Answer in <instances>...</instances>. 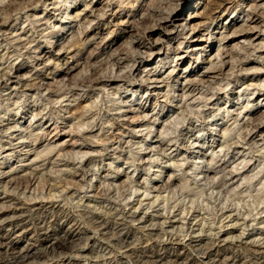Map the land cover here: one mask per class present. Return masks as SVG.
<instances>
[{"label":"rangeland","instance_id":"rangeland-1","mask_svg":"<svg viewBox=\"0 0 264 264\" xmlns=\"http://www.w3.org/2000/svg\"><path fill=\"white\" fill-rule=\"evenodd\" d=\"M222 2L0 0V201L87 237L48 259L69 224L28 226L0 264H264V0Z\"/></svg>","mask_w":264,"mask_h":264},{"label":"bare ground","instance_id":"bare-ground-1","mask_svg":"<svg viewBox=\"0 0 264 264\" xmlns=\"http://www.w3.org/2000/svg\"><path fill=\"white\" fill-rule=\"evenodd\" d=\"M177 1V0H176ZM223 0H220V2H222ZM157 2V1H156ZM165 2V1H164ZM172 2V1H171ZM17 3V2H16ZM11 4H13L12 2H11ZM15 4V3H14ZM161 4V3H160ZM19 5V4H18ZM17 5V6H18ZM175 5H177V7H178V5H179V3H177L176 2V4ZM12 6V5H11ZM157 6V5H156ZM215 6H216V8L215 9H213V10H211L212 12L207 16V19H208V17H209V19L208 20H211V22H212V20H215L216 19V11L215 10H218V9H221L223 6H224V2H222V3H215ZM14 7V6H13ZM13 7H11V8H13ZM168 7V6H167ZM153 7H150L149 9H148V12H149V14L151 13V12H153L154 10V8L152 9ZM16 9V8H15ZM156 9V8H155ZM12 10V9H11ZM171 10V9H170ZM156 11V10H155ZM10 12V11H9ZM159 13V12H158ZM169 14V13H168ZM152 15V14H151ZM159 15H162V14H159ZM157 16V15H156ZM155 16V17H156ZM166 16V15H165ZM149 17H150V15H149ZM153 17V16H152ZM151 17V18H152ZM178 17H180V16H173V11H172V13H170V15L169 16H167L166 18H164V16H163V18L161 19V18H159V19H161L160 21H159V26H161L159 29H161V28H166L165 26H167V24L168 23H170V24H174L175 23V21H176V19L178 18ZM257 17V15H255L253 18H252V20L253 21H255L254 19ZM147 18V17H146ZM157 18V17H156ZM251 18V17H250ZM157 20V19H156ZM157 21V22H158ZM209 22V21H208ZM155 23V22H154ZM156 24V23H155ZM156 26V25H155ZM153 28V27H152ZM157 28H158V25H157ZM154 29V28H153ZM262 34V33H261ZM263 36V35H262ZM229 37V36H228ZM227 37V38H228ZM225 38V37H224ZM261 39V38H260ZM146 42V41H145ZM146 44V43H145ZM148 45H150V43L149 44H147V46ZM140 48V47H139ZM148 48H149V46H148ZM151 48V47H150ZM243 49V48H242ZM233 51V50H232ZM257 51V50H256ZM228 53V52H227ZM247 53V52H246ZM229 54V53H228ZM247 56V55H246ZM249 57V56H248ZM128 60V59H127ZM243 61V60H242ZM240 62V61H239ZM244 63H246V62H244ZM236 65V64H235ZM247 65V64H246ZM220 68V67H219ZM215 69V68H214ZM255 69V68H254ZM132 70V69H131ZM221 70H222V67H221ZM229 70H231V69H229ZM209 71V70H208ZM213 71V70H212ZM245 71V70H244ZM130 72V71H129ZM221 73V72H220ZM115 79V78H114ZM127 79V78H126ZM121 80H122V78H121ZM149 80V79H148ZM125 81V80H124ZM153 81V80H152ZM198 89V88H197ZM197 99V98H196ZM256 128V127H255ZM236 145V144H235ZM70 171V170H69ZM70 183V182H69ZM72 185V184H71ZM28 188V187H27ZM27 190V189H26ZM62 191V190H61ZM4 193V192H3ZM7 195H9V194H7ZM6 198L4 199V201L3 200H1L0 201V230L1 231H5L7 234H9V236H11V237H9L8 239H6V240H9L5 245H3V244H0V247H3V248H12L13 250L15 249V248H17V247H19V239H20V237L23 235V233H24V230H26V229H28V226H39V224H40V227H42L43 228V230L44 231H46L47 229H48V227H58V228H60V229H63V227H65L67 224H69V227L67 228V229H65L63 232H61L60 234H62V236L60 235V234H57V235H60V237L59 238H53V239H50V237L49 238H46L45 237V239H43L42 241H41V243H39L40 245H42V247L44 246V245H46L45 247H44V249L42 248V253H41V256L43 257V258H52V259H64L65 257H66V255H67V252H72L73 251V249H74V247L75 246H77V245H79V244H82V242L87 238V237H85L84 236V233H83V231H82V229H81V227H82V225H81V227H78V226H76L75 224H73L72 222H73V220L70 218V213H69V211H68V209L67 208H65L64 206H61V205H58L57 203H50V202H40V203H38L39 201H38V199L36 200L35 199V201H38V202H34V200H32L34 203H28V202H26V203H21V201L19 202L18 200H16V199H14V197H12V196H5ZM158 197V196H157ZM1 198V197H0ZM17 198V197H16ZM21 198V197H20ZM20 198H19V200H20ZM18 199V198H17ZM31 199H32V197H31ZM23 201H25V200H23ZM22 201V202H23ZM28 201H29V199H28ZM31 201V200H30ZM51 201V200H50ZM84 207V206H83ZM88 207V206H87ZM139 207V206H138ZM91 210V209H90ZM83 211V210H82ZM94 211V210H93ZM85 212H87V211H85ZM85 212H83V213H85ZM97 212V211H96ZM82 213V212H81ZM95 213V212H94ZM100 214V213H99ZM107 214V213H106ZM71 215H72V213H71ZM88 215V214H87ZM90 215V214H89ZM94 215H96V213L95 214H93V216ZM74 216V215H73ZM102 216V215H101ZM104 216V215H103ZM117 216V215H116ZM36 217H38L37 219H36ZM85 217H86V213H85ZM84 217V218H85ZM89 217H91V216H89ZM98 217H100V216H98ZM127 217H128V215H127ZM135 217H136V215H135ZM144 217V216H143ZM92 218V217H91ZM90 218V219H91ZM101 218V217H100ZM142 218V217H141ZM140 218V216H139V219H141ZM146 218V217H145ZM74 219V218H73ZM94 219V218H93ZM120 219V218H119ZM136 219V218H135ZM142 219H144V218H142ZM71 220H72V222H71ZM75 220V219H74ZM89 220V219H88ZM76 221V220H75ZM74 221V222H75ZM140 221V220H139ZM94 222V221H93ZM96 222V221H95ZM97 222H99V221H97ZM105 222V221H104ZM103 222V223H104ZM132 222V221H131ZM79 223V222H78ZM101 223V222H100ZM99 223V224H100ZM107 223V222H106ZM105 223V224H106ZM90 224V223H89ZM122 224V223H121ZM120 224V225H121ZM79 225V224H78ZM98 225V224H97ZM118 225V224H117ZM237 225V224H236ZM43 226H45V227H43ZM99 226V225H98ZM115 226V225H114ZM113 226V227H114ZM126 226V225H125ZM97 227V226H96ZM117 227V226H116ZM115 227V228H116ZM161 227H163V226H161ZM36 228V227H35ZM35 228L33 229V230H35ZM50 228V229H51ZM54 228V229H55ZM104 228H106L105 226L103 227V229ZM108 228H110L111 230H112V226L111 227H108ZM114 228V229H115ZM32 229V228H31ZM96 229H98V228H96ZM95 229V230H96ZM100 229V228H99ZM103 229H101V230H103ZM157 229H160V228H157ZM32 230V231H33ZM53 230V229H52ZM85 230V229H84ZM121 230V229H120ZM124 230V229H123ZM122 230V231H123ZM179 230V229H178ZM26 231H30V230H26ZM48 231V230H47ZM50 231V230H49ZM108 231V230H107ZM117 231V230H116ZM125 231V230H124ZM147 231V230H146ZM156 231V230H155ZM162 231V230H161ZM160 231V232H161ZM35 232H37L36 230H35ZM42 232V231H41ZM56 232H57V230H56ZM97 232V231H96ZM101 232V231H100ZM112 232V231H111ZM127 232V231H126ZM130 232V231H129ZM135 232V231H134ZM151 232V231H150ZM163 232H164V228H163ZM46 233V232H45ZM53 233V232H52ZM104 233V232H103ZM102 233V234H103ZM119 233V232H118ZM117 233V234H118ZM136 233V232H135ZM157 233H159V232H157ZM4 234V233H3ZM32 234V233H31ZM40 234V233H39ZM48 234V233H47ZM56 234V233H55ZM109 234H111V233H109ZM122 234V233H121ZM125 234V233H124ZM123 234V235H124ZM150 234H152V233H150ZM149 234V235H150ZM156 234V233H155ZM101 235V234H100ZM104 235L105 236H107L105 233H104ZM112 235H113V233H112ZM115 235V234H114ZM118 235H120V234H118ZM129 235V234H128ZM131 235V234H130ZM133 235V234H132ZM131 235V236H132ZM134 235H137V234H134ZM171 235V234H170ZM173 235V234H172ZM5 236V235H4ZM24 236V235H23ZM54 236H56V235H54ZM104 236V237H105ZM160 236H163V235H160ZM160 236H159V238H160ZM169 236V235H168ZM243 236V235H242ZM33 237H35L34 235H33ZM32 238V236L31 237H29V239H31ZM118 238H120V237H118ZM126 238V237H125ZM134 238H135V236H134ZM156 238V237H155ZM158 238V239H159ZM163 238V237H162ZM162 238H161V240H162ZM171 238V237H170ZM217 238V237H216ZM224 238V237H223ZM227 238V237H226ZM1 239V238H0ZM22 239V238H21ZM28 239V238H27ZM36 240H37V238H35ZM91 239V238H90ZM112 239V238H111ZM116 239V238H115ZM136 240H137V237L135 238ZM157 239V238H156ZM165 239H166V236H165ZM174 239H176L175 237H174ZM192 239V238H191ZM195 239V238H194ZM193 239V240H194ZM212 239V238H211ZM34 240V239H33ZM120 239H118V241H119ZM123 240V239H122ZM121 240V241H122ZM131 240H132V237H131ZM143 240V239H142ZM167 240V239H166ZM192 240V241H193ZM198 240H200V239H198ZM215 240V239H214ZM218 240V239H217ZM221 240V239H220ZM223 240V239H222ZM225 240V239H224ZM39 241V240H38ZM126 241V240H125ZM132 241H134V240H132ZM132 241H130V242H132ZM175 241V240H174ZM177 241V240H176ZM179 241V240H178ZM202 241V240H201ZM212 241V240H211ZM216 241V240H215ZM226 241V240H225ZM224 241V242H225ZM26 242V241H25ZM36 242V241H35ZM87 242V241H86ZM95 242V241H94ZM110 242V241H109ZM137 242H139V241H137ZM146 242V241H145ZM1 243V242H0ZM37 243V242H36ZM84 243V242H83ZM127 243V242H126ZM135 243V242H134ZM140 243H142V242H140ZM149 243V242H148ZM202 243V242H201ZM208 243V242H207ZM218 243V241L215 243V245ZM221 243V242H220ZM223 243V242H222ZM27 244H31L30 242L28 243L27 242ZM119 244H121V243H119ZM128 244L130 245V243L128 242ZM150 244V243H149ZM164 244V243H163ZM200 244V243H199ZM205 244V243H204ZM226 244V243H225ZM118 245V244H117ZM123 245H124V241H123ZM132 245V244H131ZM148 245V244H147ZM157 245V244H156ZM203 245V244H202ZM214 245V244H213ZM220 245V244H219ZM256 245V244H255ZM115 246V245H114ZM135 246V245H134ZM141 246V245H140ZM140 246H138V248H140ZM151 246V245H150ZM218 246V245H217ZM222 246V245H221ZM225 246V245H224ZM246 246V245H245ZM22 247V246H21ZM32 247H34V246H32ZM78 247V246H77ZM117 247H119V245L117 246ZM121 247H122V245H121ZM129 248L130 247H132V246H128ZM136 247H137V244H136ZM136 247H134V250L136 251ZM146 247V246H145ZM148 247V246H147ZM146 247V248H147ZM155 247V246H154ZM159 247V246H158ZM191 247V246H190ZM201 247V246H200ZM202 247H204V246H202ZM227 247V246H226ZM249 247V246H248ZM252 247V246H251ZM255 247V246H254ZM26 248H27V246H26ZM30 248V247H29ZM57 248H59V249H63L62 251H60V252H57V251H55ZM116 248V247H115ZM123 248H127L126 246L125 247H123ZM122 248V249H123ZM137 248V249H138ZM162 248V247H161ZM169 248V247H168ZM168 248H166V249H168ZM257 248V247H256ZM24 249V248H23ZM128 249V248H127ZM131 249V248H130ZM129 249V250H130ZM155 249V248H154ZM193 249H194V245H193ZM196 249V248H195ZM201 249V248H200ZM203 249V248H202ZM257 249H259V248H257ZM19 250V249H18ZM22 250V249H21ZM40 250V249H39ZM145 250V249H144ZM148 250V249H147ZM146 250V251H147ZM150 250V249H149ZM156 250V249H155ZM155 250L153 251V252H155ZM262 250H263V248H262ZM38 251V250H37ZM126 251V250H125ZM124 251V252H125ZM134 251V252H135ZM138 251V250H137ZM140 251V250H139ZM138 251V252H139ZM160 251V250H159ZM158 251V252H159ZM167 251V250H166ZM211 251V250H210ZM249 251H251V250H249ZM256 251V250H255ZM7 252V251H6ZM30 249L29 250H26V251H22L21 252V254H24V255H26V256H29L30 255ZM39 252V251H38ZM98 252V251H97ZM161 252H162V250H161ZM242 252V251H241ZM264 252V251H263ZM262 252V253H263ZM4 253H5V251H4ZM33 253V252H32ZM35 253V252H34ZM101 253V252H100ZM127 253V252H126ZM145 253V252H144ZM152 253V252H151ZM167 253V252H166ZM181 253V252H180ZM245 253V252H244ZM247 253H249L248 251H247ZM251 253V252H250ZM249 253V254H250ZM252 253H253V250H252ZM259 253V252H258ZM106 255H107V253H105ZM124 254V253H123ZM129 254V253H128ZM131 254V258H132V252L130 253ZM155 254V253H154ZM164 254V253H163ZM182 254H185V253H182ZM254 254H255V252H254ZM253 254V255H254ZM260 254H261V252H260ZM17 255V254H16ZM40 255V254H39ZM38 255V256H39ZM112 255V254H111ZM125 255V254H124ZM138 255V254H137ZM144 255V254H143ZM149 255V254H148ZM157 255V254H156ZM171 255H172V253H171ZM238 255V254H237ZM252 255V254H251ZM257 255V254H256ZM3 256V255H2ZM7 256V255H6ZM15 256V255H14ZM18 256V255H17ZM35 257H36V255H34ZM33 256V257H34ZM69 256V255H68ZM82 256V255H81ZM127 256V255H126ZM135 256H136V254H135ZM135 256H133V258H135ZM145 256V255H144ZM169 256V255H168ZM167 256V257H168ZM177 256V255H176ZM243 256V255H242ZM22 257V256H21ZM31 257V256H30ZM107 257H109V256H107ZM121 257V256H120ZM138 258H139V256H137ZM141 257V256H140ZM148 257V256H147ZM149 257H151V256H149ZM161 257V256H160ZM179 257V256H178ZM177 257V258H178ZM183 257H186V256H183ZM232 257V256H231ZM238 257H240V256H238ZM248 257H250V256H248ZM252 257V256H251ZM257 257H260V256H257ZM2 258L3 257H1L0 259L2 260ZM6 258V257H5ZM14 258V257H13ZM17 258V257H16ZM15 258V259H16ZM26 258H28V257H26ZM68 258V257H67ZM70 258V257H69ZM112 257H110V259H111ZM116 258V257H115ZM114 258V259H115ZM152 258V257H151ZM162 258V257H161ZM252 258H254V257H252ZM251 258V259H252ZM256 258V257H255ZM264 258V257H263ZM20 259V258H19ZM22 259V258H21ZM113 259V258H112ZM123 259V258H122ZM127 259V258H126ZM128 259H129V255H128ZM127 259V260H128ZM152 259H154V258H152ZM184 259V258H183ZM229 259V258H228ZM232 259V258H231ZM234 259V258H233ZM237 259V258H236ZM235 259V260H236ZM247 259V258H246ZM257 259V258H256ZM4 260V259H3ZM26 260V259H25ZM32 260V259H31ZM129 260H131V259H129ZM138 260V259H137ZM141 260V259H140ZM160 260V259H159ZM175 260V259H174ZM173 260V261H174ZM230 260V259H229ZM244 260V259H243ZM253 260V259H252ZM12 261V260H11ZM20 261V260H19ZM45 261V260H44ZM94 261V260H93ZM105 261V260H104ZM117 261V260H116ZM134 261V260H133ZM144 261H146L145 259H144ZM148 261V260H147ZM151 261H156V260H151ZM158 261V260H157ZM173 261L172 262H170V264L171 263H173ZM232 261V260H231ZM230 261V262H231ZM245 261V260H244ZM38 262V261H37ZM120 262V261H119ZM124 262H126V261H124ZM129 262V261H128ZM135 262V261H134ZM142 264L144 263V262H142V261H140ZM159 262V261H158ZM161 262V261H160ZM159 262V263H160ZM164 262H167V260L166 261H164ZM184 262V261H183ZM186 262H187V260H186ZM223 262V261H222ZM227 262V261H226ZM234 262V261H233ZM63 263V262H62ZM138 263H139V261H138ZM163 263V262H162ZM162 263H160V264H162ZM174 263H176V261L174 262ZM173 263V264H174ZM179 263V262H178ZM182 263V262H181ZM31 264V263H30ZM126 264H129V263H126ZM132 264V263H131ZM149 264V263H148ZM153 264V263H152ZM157 264V263H156Z\"/></svg>","mask_w":264,"mask_h":264}]
</instances>
